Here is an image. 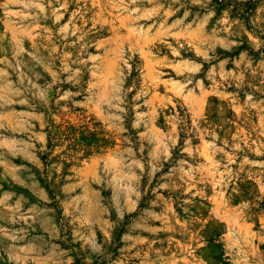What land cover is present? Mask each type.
I'll use <instances>...</instances> for the list:
<instances>
[{
  "label": "rangeland",
  "instance_id": "obj_1",
  "mask_svg": "<svg viewBox=\"0 0 264 264\" xmlns=\"http://www.w3.org/2000/svg\"><path fill=\"white\" fill-rule=\"evenodd\" d=\"M0 264H264V0H0Z\"/></svg>",
  "mask_w": 264,
  "mask_h": 264
},
{
  "label": "trees",
  "instance_id": "obj_2",
  "mask_svg": "<svg viewBox=\"0 0 264 264\" xmlns=\"http://www.w3.org/2000/svg\"><path fill=\"white\" fill-rule=\"evenodd\" d=\"M236 10L238 11V9H236ZM238 12H239V11H238ZM246 18L248 19V17H246ZM248 20H249V19H248ZM174 154H176L175 157H177V156L180 155V153H178L177 151H175ZM140 206H142V204H141Z\"/></svg>",
  "mask_w": 264,
  "mask_h": 264
}]
</instances>
